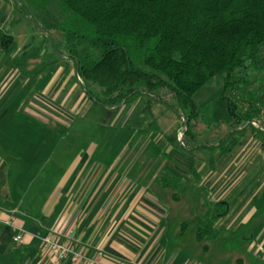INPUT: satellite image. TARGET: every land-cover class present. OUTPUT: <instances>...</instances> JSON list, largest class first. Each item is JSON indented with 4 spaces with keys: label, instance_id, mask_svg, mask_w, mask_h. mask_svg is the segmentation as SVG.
Here are the masks:
<instances>
[{
    "label": "crops",
    "instance_id": "obj_1",
    "mask_svg": "<svg viewBox=\"0 0 264 264\" xmlns=\"http://www.w3.org/2000/svg\"><path fill=\"white\" fill-rule=\"evenodd\" d=\"M15 9L16 3L14 7L11 0H0V21H5L10 28L19 27L23 20L19 15L16 18ZM4 35L13 37L16 43V49L10 56L2 47ZM21 36L19 32L15 35L6 34L0 27V229L7 228L16 232L12 227L14 224L24 231L23 243L16 245L13 242L15 245L12 254L17 264H52V259L41 247L40 238L46 234L71 241L77 251L91 257L97 251H103L102 264H190L182 256L177 260L170 256L163 260V258H155L154 252H150L158 237L154 238L156 234L153 229L154 209L149 207V205L154 207L152 203L155 197L152 193L149 199L144 197L146 194L149 196L148 189L146 193L140 195L137 182L132 183L128 178L123 177V172H114L116 163L108 167L102 160L105 153L103 147H88L80 155H74L72 161L67 164L62 156L66 153V148L61 150L56 146L52 150L51 158L47 157L45 161L51 159V170L45 175V180L34 176L27 179L29 169L44 167V164L37 165L42 153L33 146L35 128L44 122H51V125L54 122L56 127L64 121L72 122L78 111L83 116L86 115L92 103L85 91V94L77 99H72L78 86L70 83L75 66L66 57H63L58 64L48 67L36 78L21 73L16 61L28 45L24 43L22 50L17 51V39ZM52 52L53 49L49 53ZM32 62L34 64L29 65L26 71L34 70L39 59L30 61ZM62 62L65 64L61 65ZM69 65L73 67L72 72L65 76ZM75 74L77 78V71ZM141 100L138 105H142ZM137 104L134 108L131 104L126 109L107 110L111 120L113 119L111 122L117 119L122 124L121 127L126 126L130 130L132 128L129 135H134L138 131H147L156 116L161 117L165 109L150 98L144 102L140 112ZM257 122L264 127V118H260ZM208 131L210 133V128ZM52 132L54 136H59L56 129ZM212 134L210 133V136ZM217 147L218 145H209L201 148L209 152L210 164L212 162L213 167L209 164L207 180L195 172L199 181L213 184L219 166L216 162L217 158L223 154H231L235 150L227 153ZM134 148V152L137 153L138 147L130 146L131 150ZM261 148L262 152L259 151L257 159L261 160L262 154L264 168V147ZM245 149L244 147L243 150ZM247 149V154H250L251 148L247 147ZM219 152L222 154L219 155ZM130 159L129 157L128 160ZM252 161L251 164L249 160V169L254 165L255 161ZM128 162L123 163L126 166ZM159 165V170L169 168V162ZM191 166L199 173L201 167L203 168L194 164ZM154 168L152 164V171ZM161 178L173 179L171 176L159 174L158 183ZM154 179L155 176L151 178L153 182ZM258 196L250 197L249 204L238 214L239 221L225 230L232 233L230 238L234 240L232 241L234 254L238 256L233 264H264V220L252 224L253 219L258 215L259 207L264 202V179L260 182ZM221 199L217 198L216 201ZM139 200L151 203L143 204L144 208L127 206V203L132 202L138 204ZM222 200L227 201L224 198ZM227 204L230 207L226 216L232 209L230 203ZM259 215V219L264 217L262 212H259ZM223 218L214 225L218 236L210 241L212 247L209 251L213 257L226 254V247L221 243L220 237V231L223 229L219 223ZM244 231H248V235L241 236L240 232ZM153 239L156 240L153 242ZM196 242L202 244L201 248L204 252L210 253L207 251L208 246H203L207 240L204 242L196 240ZM213 263L217 264V261Z\"/></svg>",
    "mask_w": 264,
    "mask_h": 264
},
{
    "label": "trees",
    "instance_id": "obj_2",
    "mask_svg": "<svg viewBox=\"0 0 264 264\" xmlns=\"http://www.w3.org/2000/svg\"><path fill=\"white\" fill-rule=\"evenodd\" d=\"M57 2L70 14L56 26L63 42H52L53 52L46 56H41L43 44L27 48L16 61L21 73L36 78L66 57L96 105L118 109L146 96L166 107L157 92L167 89L185 113L188 128L198 119L208 126L247 124L264 147V127L252 125L263 113L264 0ZM2 47L8 56L13 54L14 38L4 35ZM36 59L40 62L34 70L26 71ZM214 81L220 86L219 95L198 106L194 96ZM240 101L245 108H240ZM244 131L235 130L218 148L231 152L240 143L236 136ZM140 135L146 132H136ZM150 147L155 157L161 155L155 144ZM159 183L164 189L177 188L174 179L161 178ZM229 207L224 202L207 204L196 232L198 242L217 238L214 225ZM259 212L264 213V202Z\"/></svg>",
    "mask_w": 264,
    "mask_h": 264
},
{
    "label": "rangeland",
    "instance_id": "obj_3",
    "mask_svg": "<svg viewBox=\"0 0 264 264\" xmlns=\"http://www.w3.org/2000/svg\"><path fill=\"white\" fill-rule=\"evenodd\" d=\"M14 1L21 8L19 11L15 9V15L16 18L18 15L22 17V23L19 27L10 28L5 21H0L1 29L9 35L21 33L22 36L17 39V51L22 50L24 43H28L27 48L30 46L38 47L43 44L41 56L50 54L52 42L58 44L63 42V34L56 29V26L68 19L70 14L61 9L57 0H11L15 7ZM64 64L62 62L61 65ZM72 68V65H69V69L64 75L71 73ZM75 72L74 69L70 83L78 86V88L75 89L72 99H77L84 93L82 87L78 85ZM93 87L98 89L95 86ZM219 92L220 86L217 81H214L196 94L194 101L198 106H204L216 99ZM157 97L170 108L166 106L163 109V115L161 117L156 116L148 130L144 131L146 135L136 136V133L129 135L132 128L130 130L126 126L121 127L122 124L117 119L111 122L113 119L111 120L108 109L96 105L92 101H90L92 105L90 110L85 113L86 115L83 116L78 111L72 122L64 121L57 127L54 122L52 125L51 122L38 125L35 128L36 136L32 139V142L33 146L37 147V151L42 153L37 165L44 164V167L42 169H29L27 179L34 176L45 180V175L51 170V159L45 161L47 157L51 158L52 150L56 146L61 150L66 148V153L62 156L67 164L72 161L74 155H80L88 147H103L105 153L102 160L108 167H111L112 163H116L113 169L114 172H123V177L128 178L132 183L137 182L140 195L146 193V189H148L149 196L146 194L144 197L149 199L152 196L151 193L155 197L152 203L154 207L149 205L155 213V227L153 229H155L156 234L154 238L158 236L153 249L150 250V252H154L155 258L165 260L170 256L177 260L182 256L190 264H214L213 261H217V264H233L234 259L238 256L234 254L235 248L232 242L234 240L230 238L232 233L225 230L239 221L240 216L238 214L240 210L249 204L250 197L258 196L260 192V182L264 179L262 154L261 160L258 161L257 159L259 151L262 152L260 141L253 129L248 127L247 124L240 126H208L203 120L198 119L191 122L189 128L188 126L185 127V113L179 107L174 95L169 90L162 89L157 92ZM140 100L142 105L137 104ZM146 100H148L146 96L139 98L132 103V108L137 104L140 112ZM240 105L242 109L246 107L244 101H240ZM127 107L123 106L118 109H126ZM262 107L263 113L260 118H264V102ZM173 108L175 111H173ZM105 118L107 121L104 122ZM209 128L210 133H213L212 136L208 131ZM55 129L59 134L58 137L51 134V130L55 132ZM235 130H245L244 135L236 136L240 143L234 148L235 150L233 149L234 151L232 150L233 153L221 155L222 153L219 152L221 156L216 160L219 166L214 183L209 184L206 181H199L195 176V172L200 176H204L207 180L210 171L209 152L201 148L209 145L220 146ZM151 143L159 149L161 153L159 157H155L153 154L150 147ZM130 146L138 147V152H134L135 148L131 150ZM229 146L230 143L226 147ZM244 147L245 150H243ZM247 147L252 150L250 154H247ZM163 153L168 154L170 159L163 157ZM172 154H174L173 157ZM248 156L251 158L249 159ZM129 157L130 160H128ZM249 160L251 164L252 160L255 161L250 169ZM124 161H129L126 166L123 163ZM164 162L165 164L169 162L170 169L159 170V164ZM152 164L155 166L154 171H152ZM191 164L203 166L201 172L199 173L198 170L193 169L194 167ZM159 174L176 179L177 188H162V185L157 182V175ZM154 176L153 182L151 178ZM45 188L48 191L47 186ZM174 198H178V200H174ZM217 198H224L227 201L222 199L216 201ZM149 202L139 200L138 204L132 202L131 204L127 203V206L144 208L143 204ZM216 202H229L232 208L230 214L219 223L223 229L220 231L221 243L226 247V254H222L220 257L211 256L212 253L209 250L212 243L210 241L203 243V246H208L207 251L210 252L209 254L202 250V244L196 242V232L201 226V211L207 209L208 203ZM259 217L260 215H257L252 224L264 220V217L260 219ZM0 231L2 236L0 238V264H17V260L12 254L15 245L12 240L17 232L7 228H1ZM240 235L246 236L248 231L240 232ZM156 239L152 241L154 242Z\"/></svg>",
    "mask_w": 264,
    "mask_h": 264
},
{
    "label": "built area",
    "instance_id": "obj_4",
    "mask_svg": "<svg viewBox=\"0 0 264 264\" xmlns=\"http://www.w3.org/2000/svg\"><path fill=\"white\" fill-rule=\"evenodd\" d=\"M252 124L263 130L262 125L254 121ZM6 224L11 225L9 222ZM12 227L16 230L17 234L13 238V242L16 245L23 243L24 231L21 228H18L14 224ZM42 249L50 256L52 259V264H102L101 259L104 257V252L99 250L96 254L91 257L85 254L84 252L77 251L71 241L62 240L55 238L52 234H46L40 238Z\"/></svg>",
    "mask_w": 264,
    "mask_h": 264
},
{
    "label": "water",
    "instance_id": "obj_5",
    "mask_svg": "<svg viewBox=\"0 0 264 264\" xmlns=\"http://www.w3.org/2000/svg\"><path fill=\"white\" fill-rule=\"evenodd\" d=\"M182 117L184 118V116H182ZM184 123H185V127H187V121H186V120H185V122H184Z\"/></svg>",
    "mask_w": 264,
    "mask_h": 264
}]
</instances>
